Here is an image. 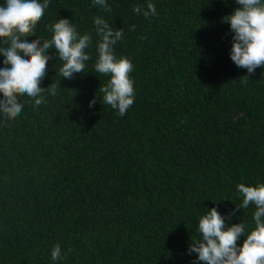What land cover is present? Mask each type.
I'll return each instance as SVG.
<instances>
[{
  "label": "trees",
  "instance_id": "trees-1",
  "mask_svg": "<svg viewBox=\"0 0 264 264\" xmlns=\"http://www.w3.org/2000/svg\"><path fill=\"white\" fill-rule=\"evenodd\" d=\"M106 3L111 12L49 0L22 37L43 43L66 18L91 36L90 59L67 79L49 49L40 86L55 83L56 95L45 89L39 106L23 95L19 116L0 113V264H203L189 245L208 210L226 228L245 225L238 246L255 228L254 204L232 215L243 200L237 185L264 183V67L249 74L230 58L234 33L223 18L237 0ZM148 3L155 15L133 11ZM97 16L123 28L114 55L133 64L134 103L122 117L102 99L110 76L94 70ZM57 244L64 258L54 261Z\"/></svg>",
  "mask_w": 264,
  "mask_h": 264
},
{
  "label": "clouds",
  "instance_id": "clouds-1",
  "mask_svg": "<svg viewBox=\"0 0 264 264\" xmlns=\"http://www.w3.org/2000/svg\"><path fill=\"white\" fill-rule=\"evenodd\" d=\"M93 6H99L105 12H111L106 0H92ZM239 7L223 18L230 24L233 43L230 58L234 64L246 68L249 74L257 67H264V2L262 0H237ZM49 0H6L5 6H0V38L8 47L0 48L5 57V67L0 68V113L6 119L19 116L23 104L18 97L27 95L34 99L35 106L46 103L42 92L47 89L52 96L56 95L57 85L52 83L47 88L40 86L47 72V63L51 58L48 50L54 48L63 66L59 74L71 79L74 73H83L85 62L90 59L86 49L91 43L89 34L79 35L76 28L66 18H60L51 26V39L41 41L36 38L28 42L34 27L43 17ZM136 14L145 18L156 14L154 4L148 3L147 10L139 5L134 6ZM95 31L101 40L97 45L98 59L94 70L97 73L109 75L106 86L100 88L103 102L113 109H118V115L124 116L134 103V82L130 78L133 71L132 62L124 57L117 59L113 46L122 39L123 28L113 30V27L102 17H94ZM130 30H135V25ZM23 53V56L21 55ZM248 76L242 77V83H247ZM96 103V98L89 102V107ZM242 194L241 204L236 210L246 209L254 204L256 211L253 219L255 228L246 235L241 246L237 245L242 234H245L243 223L226 228V220L215 207L200 217L198 230L201 238L189 245V254H198V261L203 264H264V183L257 186L237 185ZM72 252V249H68ZM52 260L63 259L60 245L51 251ZM193 264H196L194 261Z\"/></svg>",
  "mask_w": 264,
  "mask_h": 264
}]
</instances>
